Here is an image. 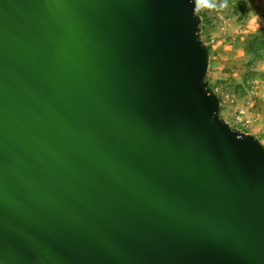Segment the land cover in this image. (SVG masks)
Here are the masks:
<instances>
[{"label": "water", "instance_id": "obj_1", "mask_svg": "<svg viewBox=\"0 0 264 264\" xmlns=\"http://www.w3.org/2000/svg\"><path fill=\"white\" fill-rule=\"evenodd\" d=\"M195 0H0V264H264V144L206 78Z\"/></svg>", "mask_w": 264, "mask_h": 264}, {"label": "rangeland", "instance_id": "obj_2", "mask_svg": "<svg viewBox=\"0 0 264 264\" xmlns=\"http://www.w3.org/2000/svg\"><path fill=\"white\" fill-rule=\"evenodd\" d=\"M251 4L228 0V7L221 11L196 10L202 17L201 38L212 57L213 70L207 80L223 103L221 116L240 130L259 120L264 129V48L259 55L250 48L251 41L260 45L264 36L250 31Z\"/></svg>", "mask_w": 264, "mask_h": 264}, {"label": "crops", "instance_id": "obj_3", "mask_svg": "<svg viewBox=\"0 0 264 264\" xmlns=\"http://www.w3.org/2000/svg\"><path fill=\"white\" fill-rule=\"evenodd\" d=\"M247 1H249V4L252 3L250 6V12H252L254 10L256 15L259 17V19L256 20L253 16L248 15L247 21L251 24L249 27L250 31L254 34H259V35L264 36V0H247ZM211 61H212V57L210 54V61H209V68H208V72H207V77L210 74V72L213 70V69H211V66H212ZM214 76L215 75L213 74V77ZM257 99L259 101H262L260 99V97H257ZM221 105H223V103ZM227 113H228V115L231 116L230 111H228ZM223 117L227 120V117H225L224 115H223ZM261 127H262V122H261V120H259L258 122L253 123L250 126H248L247 129H242V130L245 132H249V133L254 134L264 144V129H262Z\"/></svg>", "mask_w": 264, "mask_h": 264}, {"label": "clouds", "instance_id": "obj_4", "mask_svg": "<svg viewBox=\"0 0 264 264\" xmlns=\"http://www.w3.org/2000/svg\"><path fill=\"white\" fill-rule=\"evenodd\" d=\"M227 7L228 0H195V9L197 11H221ZM249 15L256 20L259 19L254 10Z\"/></svg>", "mask_w": 264, "mask_h": 264}, {"label": "trees", "instance_id": "obj_5", "mask_svg": "<svg viewBox=\"0 0 264 264\" xmlns=\"http://www.w3.org/2000/svg\"><path fill=\"white\" fill-rule=\"evenodd\" d=\"M261 40L263 41L260 42V45H256L254 41H251L250 43V48L255 55H259L261 53V49L264 48V39L261 38Z\"/></svg>", "mask_w": 264, "mask_h": 264}, {"label": "built area", "instance_id": "obj_6", "mask_svg": "<svg viewBox=\"0 0 264 264\" xmlns=\"http://www.w3.org/2000/svg\"><path fill=\"white\" fill-rule=\"evenodd\" d=\"M222 104V103H221ZM237 118H240V115H237Z\"/></svg>", "mask_w": 264, "mask_h": 264}]
</instances>
